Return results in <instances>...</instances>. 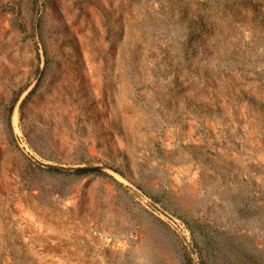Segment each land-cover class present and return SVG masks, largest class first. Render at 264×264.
Instances as JSON below:
<instances>
[{"label":"rangeland","instance_id":"1","mask_svg":"<svg viewBox=\"0 0 264 264\" xmlns=\"http://www.w3.org/2000/svg\"><path fill=\"white\" fill-rule=\"evenodd\" d=\"M0 264H264V0H0Z\"/></svg>","mask_w":264,"mask_h":264},{"label":"trees","instance_id":"2","mask_svg":"<svg viewBox=\"0 0 264 264\" xmlns=\"http://www.w3.org/2000/svg\"><path fill=\"white\" fill-rule=\"evenodd\" d=\"M38 165H39V167H42V168L48 169V170L66 171V172H77V173L84 172V171H88V170H93V169H99V168L94 167V166L63 168V167H58L56 165L44 164V163H38Z\"/></svg>","mask_w":264,"mask_h":264},{"label":"water","instance_id":"3","mask_svg":"<svg viewBox=\"0 0 264 264\" xmlns=\"http://www.w3.org/2000/svg\"><path fill=\"white\" fill-rule=\"evenodd\" d=\"M41 73H42V69H40V72H39V74H38V77H37V79H36V81L39 79V77L41 76ZM97 168H105V167H103V166H96Z\"/></svg>","mask_w":264,"mask_h":264}]
</instances>
